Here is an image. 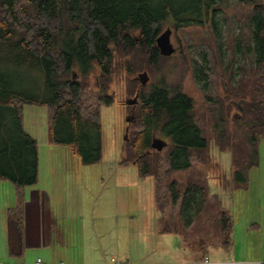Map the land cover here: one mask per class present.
<instances>
[{"label":"trees","instance_id":"obj_1","mask_svg":"<svg viewBox=\"0 0 264 264\" xmlns=\"http://www.w3.org/2000/svg\"><path fill=\"white\" fill-rule=\"evenodd\" d=\"M223 1L229 2L197 0L201 17L190 20L184 18L190 11L189 0H0V179L12 181L15 187L16 203L6 214L12 256H22L26 249L24 191L39 178L38 139L24 128L26 105L47 107L52 141L73 147L85 163L101 161V107L114 101L109 90L115 76L131 77L172 56L174 53L161 54L157 45L165 27L179 31L192 23L204 24L211 11L214 18L220 11L212 6ZM236 1L253 4L247 53L253 51L255 61L240 63L237 68L233 62L223 66L226 98L218 100L217 109V101L207 97L215 116L212 130L206 132L200 126L194 100L181 84L172 86L160 78L139 89L140 126L131 127L129 139L124 141L126 156L120 163L135 161L142 177L155 178V200L163 216L180 195L173 173L198 170L201 164L215 165L211 142L220 151H232V180H244L243 173L259 165V142L264 139V2ZM220 62L223 65L221 56ZM96 68L101 73L100 85L91 88L86 78ZM29 69L37 70L41 87L31 93L13 89L10 76ZM194 71L196 76L205 72L195 67ZM129 81L138 83L137 79ZM163 133L169 141L165 153L151 145L152 135ZM207 178L198 170L197 178L187 183L182 214L190 215L193 209L194 218L204 210ZM220 214V245L229 249L233 221L226 211ZM160 218V233L186 237L175 221ZM186 220L182 215L181 221L188 227ZM207 252V248L202 251L203 258Z\"/></svg>","mask_w":264,"mask_h":264},{"label":"rangeland","instance_id":"obj_2","mask_svg":"<svg viewBox=\"0 0 264 264\" xmlns=\"http://www.w3.org/2000/svg\"><path fill=\"white\" fill-rule=\"evenodd\" d=\"M212 7L220 10L215 18L211 11L204 24L192 23L179 31H172L171 42L175 47L172 56L163 59L155 67L134 73L131 77H121V73L115 76L116 82L109 90L114 101L101 107V161L85 163L73 147L52 141L48 132L47 107L26 105L24 128L38 139L39 152V178L32 187L34 190H41L42 205H51L61 228L70 236L68 248L72 252L86 256L101 252L99 250L104 248L109 257L133 261L136 257H144L148 261L158 255H174V252H170V236L156 231L160 217L170 223H177L179 233L186 234L185 238L182 235L178 238L189 251L201 252L203 248H207L209 252H213L223 240L221 233H218L219 220L220 213L226 211L233 221L232 253H237L238 257L249 255L264 258V139L259 142V165L245 171L244 180L230 179L232 151H220L212 142L209 144L215 165L198 166V170H203L208 177V190L207 200L203 203L204 210L194 218L193 209L190 215L182 214L181 209L186 185L197 178L198 170L189 168L173 173V177L179 181L180 195L177 203L169 205L163 216L155 200V178L142 177L139 172L140 164L135 161L120 163L126 156L125 129L132 108L136 119L130 124L128 137L133 130L131 127L140 126L138 107L141 85L146 86L160 78H164L172 86L181 84L183 90L193 98L197 121L207 132L215 124V116L207 97L212 96L217 101V109L218 100L226 98L224 95L228 84L223 66L233 62L237 68L240 63L250 65L255 61V53H247L251 46L253 4L229 0L218 2ZM189 10L184 18L197 20L201 17L197 0H189ZM167 28L171 27H165ZM194 67L204 69V74L199 72V76H196ZM142 73H146V84H142L140 80ZM100 74V69L96 68L86 78L91 88L99 87ZM130 78L137 79L138 83L129 81ZM8 82L13 89L29 90L31 93L41 87L42 81L36 69H29L23 74L11 75ZM132 90L134 93H131ZM136 95L138 103L135 106L124 104L127 99L135 98ZM234 113L235 111L232 112ZM2 120L0 118V123ZM162 135L166 137L164 133ZM163 139L167 141V138ZM168 146L157 151L165 153ZM29 188L30 186L26 192L30 196L33 190ZM14 191L13 182L2 179L0 243L4 246L8 241L6 210L8 205L14 204ZM200 193L201 191L197 194ZM71 215L76 218L71 219ZM182 215L188 219V227L181 221ZM37 217H41V213L38 215L32 211L26 215L25 235L28 243L30 237L35 239L40 234L41 225ZM254 223H258L259 227L254 228ZM28 250L27 257L35 256L33 249ZM2 255L5 254L0 252V261Z\"/></svg>","mask_w":264,"mask_h":264},{"label":"crops","instance_id":"obj_3","mask_svg":"<svg viewBox=\"0 0 264 264\" xmlns=\"http://www.w3.org/2000/svg\"><path fill=\"white\" fill-rule=\"evenodd\" d=\"M29 132V131H28ZM32 134L31 132H29ZM2 183V179H0V185ZM29 187V186H28ZM27 189V188H26ZM24 191L25 197V205H26V215L29 212H36L38 215L41 213V217H37L40 225L41 231L38 234V238L33 239L30 237V243L26 239L25 235V242H26V249L22 256H12L9 253V246L8 241L7 245H2L0 243V252L2 254V261L0 264H35V261L38 257H41L43 261L47 264H57L60 261H65L70 264H100L105 261H109L111 258L106 253L104 248H101L95 254L83 255L80 256L75 252H72V249L68 248V242H70V236L66 234V232L61 228L59 223L58 217H55L54 211L48 203H44L45 205L41 204L40 193L41 190H34L32 186H30L29 190H33L32 193L29 194ZM2 202V196L0 193V203ZM16 203L15 191H14V204L8 205L14 206ZM7 207V208H8ZM7 214V210H6ZM71 219L76 218L74 215H71ZM7 219V216H6ZM158 225V224H157ZM156 225V231L158 233V226ZM254 228H258L259 224L254 223ZM1 232V230H0ZM162 235H169L170 236V252L175 253L174 255L171 254H163L158 255L154 259L146 260L144 257H136L134 260H144L146 262H164V261H172V262H192L203 259L202 249L201 252L198 251H189L188 248L185 246L184 242H181L178 238L179 235L176 233H160ZM34 241H33V240ZM1 241V240H0ZM33 249L35 252V256L27 257L29 250ZM232 248V247H231ZM231 248L226 249L223 246H219L218 248L214 249L213 252H207L205 257H208L212 264H232V262L240 261L243 264H263L264 258L262 257H249L246 255L245 257H238L237 253H232Z\"/></svg>","mask_w":264,"mask_h":264},{"label":"water","instance_id":"obj_4","mask_svg":"<svg viewBox=\"0 0 264 264\" xmlns=\"http://www.w3.org/2000/svg\"><path fill=\"white\" fill-rule=\"evenodd\" d=\"M171 33H172L171 28H167L157 38V45L160 49V52L161 54L165 56H169L175 52V47L173 46L171 42ZM139 77H140L142 84H146L147 82L146 73L140 74ZM125 103L128 105L135 106L138 103V95H136L135 98L127 99ZM133 121H134V118H131V117L127 118L128 125L126 126V129H125V140L129 139L128 134L130 130V124ZM167 145L168 143L163 139H153L152 141V147L156 150H162Z\"/></svg>","mask_w":264,"mask_h":264},{"label":"built area","instance_id":"obj_5","mask_svg":"<svg viewBox=\"0 0 264 264\" xmlns=\"http://www.w3.org/2000/svg\"><path fill=\"white\" fill-rule=\"evenodd\" d=\"M35 264H47L43 261L41 257H38L37 260L35 261ZM57 264H70L65 261H60ZM100 264H212V262L209 260L208 257H204L203 259L197 260V261H190V262H172V261H164V262H146L144 260H124L118 257H113L109 261H105ZM232 264H243L240 261L237 262H232ZM264 264V262H263Z\"/></svg>","mask_w":264,"mask_h":264},{"label":"flooded vegetation","instance_id":"obj_6","mask_svg":"<svg viewBox=\"0 0 264 264\" xmlns=\"http://www.w3.org/2000/svg\"><path fill=\"white\" fill-rule=\"evenodd\" d=\"M128 105V104H127ZM129 106H132V105H129ZM133 108L131 109V111L132 112H130L131 114H129V116L128 117H131V118H134V119H136V114H135V112H133ZM160 136V137H159ZM159 137V138H158ZM163 138H167V137H165V136H163L162 134H159V135H152V139H151V145H152V141H153V139H163ZM164 140V139H163ZM168 144H169V141H168V139H167V141H166Z\"/></svg>","mask_w":264,"mask_h":264}]
</instances>
